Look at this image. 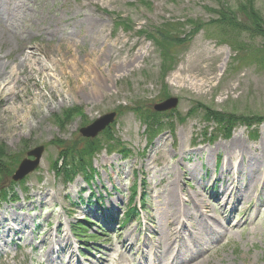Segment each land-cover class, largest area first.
Listing matches in <instances>:
<instances>
[{
  "label": "rangeland",
  "instance_id": "rangeland-1",
  "mask_svg": "<svg viewBox=\"0 0 264 264\" xmlns=\"http://www.w3.org/2000/svg\"><path fill=\"white\" fill-rule=\"evenodd\" d=\"M238 4L0 0V153H5L0 159V211L29 220L30 233L38 227L28 233L27 240L34 241L30 246L23 239L3 248L0 264H68L69 254L62 262L49 257L51 237L58 238L52 231L60 227L72 241V224L85 218L89 235L102 228L110 236L99 232L97 243H81L86 252L76 258L85 264H139L151 231L159 227L165 234L171 228L163 197L174 191L169 171L184 189L181 196L198 194L214 229L196 230L206 243L195 256L197 264H264L262 184L251 200L227 209L220 203L221 183L214 182L221 177L223 147L237 142L255 151L264 139V40L235 32L222 35L221 27L210 25L220 21L215 12L221 6L237 9ZM254 4L264 16V0ZM244 47L249 53L235 57ZM94 51H105L106 57H95L99 67L87 71L85 59ZM37 61H45L46 70ZM122 63L134 66L115 71ZM46 75L54 77V84ZM85 75L88 81L82 82ZM46 79L48 84H42ZM190 82L204 86L197 90ZM171 98L178 100L174 109L154 110ZM207 111L243 120L224 136V127ZM111 113L116 114L109 127L113 138L100 133L96 138L103 148L90 164L81 169L79 161L71 167L69 148H81L87 140L81 129ZM155 114L160 125L147 126L143 118ZM14 115L23 121L13 133L9 122L1 120ZM37 147H43L39 166L14 183L19 163ZM216 148L217 155L209 153ZM253 156L264 160V151ZM91 172L92 181L87 180ZM263 172L257 169L254 176ZM5 190L9 195L3 199ZM142 196L149 200L148 213L141 212L139 220L125 218Z\"/></svg>",
  "mask_w": 264,
  "mask_h": 264
},
{
  "label": "bare ground",
  "instance_id": "bare-ground-1",
  "mask_svg": "<svg viewBox=\"0 0 264 264\" xmlns=\"http://www.w3.org/2000/svg\"><path fill=\"white\" fill-rule=\"evenodd\" d=\"M1 11H3V9ZM3 14L4 13L0 12V16ZM105 54V51H94L92 54H87L84 63L87 67V71H90L95 66L99 67V60L97 61L95 57L103 60L106 57ZM142 57L143 55H141V58ZM37 62L46 70L47 64L45 61ZM74 64L76 66V59L73 57L72 65ZM127 66L133 67L134 64L127 63ZM127 66L122 63L119 67L115 66L114 68L115 71H117ZM99 72L103 75L105 74V70L102 68H100ZM46 76L50 80V83L54 84L51 80L53 76ZM77 76L80 78L82 75L77 74ZM37 77V79H42L39 78L40 75ZM37 79H34L35 84L40 83ZM29 81H33L32 77L29 78ZM81 81H88V77L85 75V78L81 79ZM42 84H48L47 79L42 80ZM189 85L197 90H201L204 86V84H194L192 82H190ZM78 86L79 89H81L83 84H78ZM51 91L53 100L55 101V98L58 99L57 93L53 88ZM59 96L62 99L61 101H64V97L61 95ZM1 109L5 110L6 108L3 107ZM1 121L9 122V129L12 128V132L14 133L23 119L14 115L13 117L10 116ZM13 122H15V124H13ZM261 145L262 147L255 151L237 142L229 147H223L225 161L222 167L221 177L215 178L214 182L216 184L218 182L221 183V197L224 201L221 200V204L224 207L228 208V206L232 205L234 208L239 200H251L250 194H254L261 184L264 193V175L259 178L254 176L257 169H264V160L253 156V154L256 155V153L262 154L264 151V139ZM219 150L220 148H216L209 153L217 155ZM169 174L171 178L170 185L174 187V191L164 192L163 197L167 204L165 221L167 227L171 228L165 234L159 230V227L155 228V231H151V234L146 237L147 242L145 243H147V247L143 251L142 261L139 264H180L181 261L182 263L191 261L192 264H197L195 256H198L206 243L204 244L202 239L197 236L196 230H198V228H205L212 233L214 232V229H212L213 227L206 220L204 209L207 206H202L199 203L201 201L196 199L198 194L186 193L185 196H181L184 193V189L181 187L178 177L173 174V171H169ZM192 177L195 178L193 175ZM203 188L206 187L203 186ZM185 203L192 204L193 208L185 207ZM29 224L30 221L26 218L14 214L7 216L6 211H0V252L3 248L10 245L12 241L14 243L16 236L29 233ZM61 232L60 235L57 234L58 238L52 240L53 238L51 237V244L48 245L50 259L53 262H58V260L62 262L63 257L65 258L66 256L65 254L69 253L68 264H85L75 257L76 245L68 238L69 235L67 231L66 234L64 230ZM28 237L29 236H27L26 239H28ZM43 243L46 245V239L43 240Z\"/></svg>",
  "mask_w": 264,
  "mask_h": 264
},
{
  "label": "trees",
  "instance_id": "trees-1",
  "mask_svg": "<svg viewBox=\"0 0 264 264\" xmlns=\"http://www.w3.org/2000/svg\"><path fill=\"white\" fill-rule=\"evenodd\" d=\"M238 4L237 9L235 7H226L221 6V8L218 10V12H215L217 14L218 22L210 23V25H217L221 27L222 29V35H225L227 33H238V34H244L249 36V39H258L262 38L264 40V16L263 14L257 9L255 1L256 0H235ZM228 39V38H227ZM177 41L181 43V39L179 38ZM262 49H264V45L261 46ZM249 48H241L240 51L236 54L235 57H237L240 52H243L244 55L248 54ZM248 52V53H247ZM255 58H258L255 57ZM264 59V57H263ZM238 61V60H235ZM206 115H209V117L213 118V120H216L219 125L224 127L223 135L227 136L230 134L232 128L235 124H238L240 121L243 120L241 117H236L234 115H224L216 112H209L207 111ZM210 119V118H208ZM145 124L147 126H158L160 125V121L158 116L155 114L154 116H149L147 118H143ZM150 120L152 122H150ZM106 139L111 140L113 136L110 135V132L105 133ZM102 147V141L101 140H86L81 148H69V151L66 155V157L70 156L72 159V164L75 167L78 165V162H81V169H84L87 164L90 162L92 157L95 155L96 152H98ZM1 157L0 159L4 158L5 153H0ZM18 164V162H16ZM70 167V168H71ZM92 176H88V179H91ZM8 190L3 191L2 198L6 199L8 195ZM135 195V190H134ZM145 207V202L143 203ZM89 222V220H87ZM83 223H79L74 228V232L80 233V234H86V226L82 225ZM103 231V230H101ZM104 232V231H103ZM92 237V236H90ZM96 238V236H93Z\"/></svg>",
  "mask_w": 264,
  "mask_h": 264
},
{
  "label": "water",
  "instance_id": "water-1",
  "mask_svg": "<svg viewBox=\"0 0 264 264\" xmlns=\"http://www.w3.org/2000/svg\"><path fill=\"white\" fill-rule=\"evenodd\" d=\"M177 104H178V100L173 98V99H169L168 101L160 105H157L155 109L157 111H166L169 109H174L177 106ZM114 118H115L114 113L105 115L90 127L82 129L81 133L85 137H95L99 132L104 130L106 126L112 123L114 121ZM42 153H43V147H38L30 151L28 153V157H33L34 160H30V159L23 160L18 170L16 171L15 175L13 176V180L20 181L26 175L34 171L39 165Z\"/></svg>",
  "mask_w": 264,
  "mask_h": 264
}]
</instances>
